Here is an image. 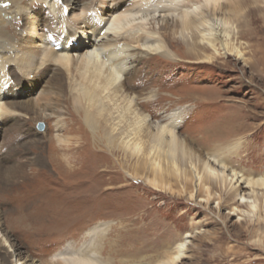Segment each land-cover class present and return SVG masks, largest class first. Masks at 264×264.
I'll use <instances>...</instances> for the list:
<instances>
[{
  "label": "bare ground",
  "instance_id": "bare-ground-1",
  "mask_svg": "<svg viewBox=\"0 0 264 264\" xmlns=\"http://www.w3.org/2000/svg\"><path fill=\"white\" fill-rule=\"evenodd\" d=\"M25 16L26 24L17 25ZM260 23L264 0H0V130L6 120L19 116L8 104L13 77L30 80L54 69L62 93L42 92L32 106L27 104L44 120L56 118L59 144L66 143L61 133L80 137L64 158L60 154L65 150H53L64 181L54 195L90 199V187L97 179L102 183L97 177L123 171L158 192L206 206L216 203L218 210L250 223L259 237L256 244L264 245V174L239 171L233 164L248 147L246 140L228 142L233 132L226 125L205 131L201 139L183 137L186 107L148 111V104L161 98L151 80L154 70H147L145 86L135 84L155 58L182 61L175 52L179 46L195 64L232 56L256 69L264 51L256 50L255 57L262 53L263 58L249 63L244 40L258 35ZM64 111L71 117L67 125L61 123ZM10 181L0 180V198L20 202L11 186H23ZM109 225L91 228L90 244L67 243L49 264H113L101 256ZM195 232L168 247L158 264L188 258ZM0 248L7 264H40L25 259L1 221Z\"/></svg>",
  "mask_w": 264,
  "mask_h": 264
},
{
  "label": "rangeland",
  "instance_id": "rangeland-1",
  "mask_svg": "<svg viewBox=\"0 0 264 264\" xmlns=\"http://www.w3.org/2000/svg\"><path fill=\"white\" fill-rule=\"evenodd\" d=\"M17 21L24 26L27 18ZM258 25V35L244 40L249 63L263 56L259 52L264 51V23ZM184 51L181 46L175 49L182 60L178 64L161 58L147 62L135 84H147L142 82L151 67V80L161 97L148 104V111L186 107L180 133L194 139L226 125L233 132L228 142L243 138L248 143L233 164L239 171L264 174V61L256 69L232 56L220 57L215 64H195ZM55 74L52 69L30 80L13 77L8 104L13 103L10 108L18 109L19 116L6 120L0 130V180L23 186H11L22 198L20 202L1 196L0 221L3 232L25 259L49 264L52 255L67 243L74 242L77 247L90 244L87 233L91 228L110 224L102 237L101 256L113 264H158L168 247L194 230L188 258L177 264H264V245L256 244L259 237H254L250 223L229 215L227 209L218 210L216 203L206 206L158 192L141 180L126 177L123 171L97 177L102 183L97 179L95 187H90L89 193L95 191L88 193L90 199L70 201L54 195L62 190L64 181L53 150H65L60 154L64 158L69 155L66 150L81 142L80 137L61 133L66 143L59 144L56 118L44 120L27 107L42 92L62 93ZM61 120L67 125L71 117L65 112ZM115 157L122 159L119 153ZM0 264H7L1 248Z\"/></svg>",
  "mask_w": 264,
  "mask_h": 264
},
{
  "label": "water",
  "instance_id": "water-1",
  "mask_svg": "<svg viewBox=\"0 0 264 264\" xmlns=\"http://www.w3.org/2000/svg\"><path fill=\"white\" fill-rule=\"evenodd\" d=\"M40 128L42 129L43 128V125H40Z\"/></svg>",
  "mask_w": 264,
  "mask_h": 264
}]
</instances>
